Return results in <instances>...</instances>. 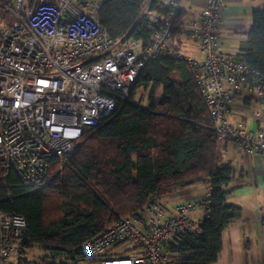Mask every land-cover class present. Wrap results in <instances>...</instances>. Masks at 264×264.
Here are the masks:
<instances>
[{
    "label": "built area",
    "instance_id": "2783aa9c",
    "mask_svg": "<svg viewBox=\"0 0 264 264\" xmlns=\"http://www.w3.org/2000/svg\"><path fill=\"white\" fill-rule=\"evenodd\" d=\"M185 1L157 0L163 11L147 0L137 23L149 37L115 38L102 23L104 0H0L8 10L0 19V164L11 166L23 184H46L54 159L66 164L87 128L130 101L142 68L160 53L187 62L219 138L264 158V77L225 50L220 29L227 0H205L201 13L182 23L201 56L173 46ZM211 192L208 185L173 210L154 193L138 214L86 239L88 260L80 264H175L165 244L182 232L202 231L205 212L192 213L207 207ZM27 226L25 215L0 211V264L30 260Z\"/></svg>",
    "mask_w": 264,
    "mask_h": 264
},
{
    "label": "trees",
    "instance_id": "16d2710c",
    "mask_svg": "<svg viewBox=\"0 0 264 264\" xmlns=\"http://www.w3.org/2000/svg\"><path fill=\"white\" fill-rule=\"evenodd\" d=\"M146 1L104 0L102 23L109 34L148 38L150 31L137 23ZM153 7L167 10L157 0ZM180 32L181 25L175 26V47H180ZM236 55L264 77V5L253 9ZM139 88L147 91L146 107L135 100ZM220 140L187 62L166 53L150 59L130 101L87 128L66 164L54 159L46 184H23L11 166L0 164V211L25 215V254L31 246L44 249L39 259L20 263L87 261L83 242L121 216L138 214L154 193L203 183L211 185L212 192L203 209L202 231L180 233L166 242L165 251L175 264L216 262L223 231L242 213L241 205L228 201L239 185L234 184L235 168L224 158Z\"/></svg>",
    "mask_w": 264,
    "mask_h": 264
},
{
    "label": "crops",
    "instance_id": "0c3cea01",
    "mask_svg": "<svg viewBox=\"0 0 264 264\" xmlns=\"http://www.w3.org/2000/svg\"><path fill=\"white\" fill-rule=\"evenodd\" d=\"M240 1H226L227 20L225 26L220 29L226 43L225 50L229 53L237 52L239 40L245 38V31L249 29L244 30L243 35H239V29L243 28L240 23H237L241 10L250 9L253 11V9L264 5V0H253L252 3L247 4ZM204 3L205 0L185 1V5L191 9L190 19L201 13ZM177 35L181 39L180 46L183 45L188 54L201 56L190 38L188 39L193 42L194 47L190 46L182 37L184 36L182 32ZM240 108L238 103L235 109L240 112L242 111ZM220 149L224 158L232 161L235 168L234 184L239 185L228 195V199L239 198V201L234 203L242 206V213L223 231V249L219 259L211 264H264V158L259 155L246 156L228 139L220 140ZM205 187V185L197 184L162 193L166 207L168 210H173L176 203L203 194ZM203 211L202 207H197L192 214L199 216Z\"/></svg>",
    "mask_w": 264,
    "mask_h": 264
},
{
    "label": "rangeland",
    "instance_id": "374dc122",
    "mask_svg": "<svg viewBox=\"0 0 264 264\" xmlns=\"http://www.w3.org/2000/svg\"><path fill=\"white\" fill-rule=\"evenodd\" d=\"M253 0H241L240 2L243 3V4H247V3H252ZM191 9L188 8L186 5H185V10L179 14V16L177 17V20H176V24L177 25H183L182 23H185L187 21V19H190L191 17ZM239 17H238V20L237 23H240L243 28H240L239 29V35H243L244 33V30L248 29L249 26L251 25L252 23V10L250 9H242L241 12L239 13ZM8 15V10H6L5 8H3L2 6H0V19H3L5 18L6 16ZM9 21V20H8ZM176 25V26H177ZM184 39H186V41L189 43L190 46L194 47L193 45V42L188 39L187 37L185 36H182ZM183 41V40H182ZM234 42H237V41H234ZM181 48H184L183 45L180 46ZM158 94L160 95L161 94V89H159V92ZM135 100L137 101V103L139 105H141L142 107H146L148 105V96H147V91L144 90L143 88H139L137 90V94H136V98ZM53 166V164H51V167ZM151 167V164L149 163L148 165V169H150ZM201 185H205L206 187L204 189L207 188V186L209 184H201ZM229 202H236V201H239V198H229L228 199ZM29 251L27 254L28 256L31 258V259H39V255H41L42 251H44V249L38 247V246H31L29 248ZM34 261V260H33Z\"/></svg>",
    "mask_w": 264,
    "mask_h": 264
}]
</instances>
